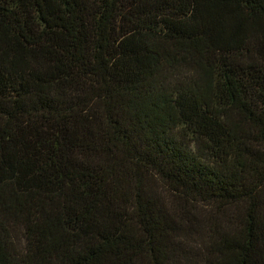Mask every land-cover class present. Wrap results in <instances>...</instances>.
I'll return each mask as SVG.
<instances>
[{"label": "trees", "instance_id": "obj_1", "mask_svg": "<svg viewBox=\"0 0 264 264\" xmlns=\"http://www.w3.org/2000/svg\"><path fill=\"white\" fill-rule=\"evenodd\" d=\"M0 264H264V0H0Z\"/></svg>", "mask_w": 264, "mask_h": 264}]
</instances>
